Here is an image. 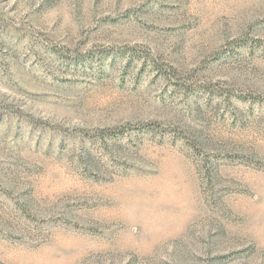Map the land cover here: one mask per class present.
Segmentation results:
<instances>
[{
    "label": "rangeland",
    "instance_id": "1",
    "mask_svg": "<svg viewBox=\"0 0 264 264\" xmlns=\"http://www.w3.org/2000/svg\"><path fill=\"white\" fill-rule=\"evenodd\" d=\"M0 264H264V0H0Z\"/></svg>",
    "mask_w": 264,
    "mask_h": 264
}]
</instances>
